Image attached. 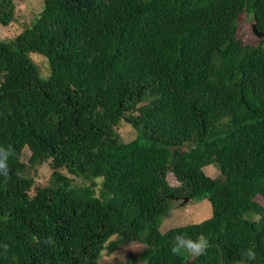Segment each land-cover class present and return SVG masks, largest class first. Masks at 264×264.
I'll use <instances>...</instances> for the list:
<instances>
[{
  "label": "trees",
  "instance_id": "trees-1",
  "mask_svg": "<svg viewBox=\"0 0 264 264\" xmlns=\"http://www.w3.org/2000/svg\"><path fill=\"white\" fill-rule=\"evenodd\" d=\"M15 8L0 0V24ZM0 146V264H235L248 248L264 264V0H43L0 39ZM178 200L212 214L162 231ZM179 234L210 246L173 255Z\"/></svg>",
  "mask_w": 264,
  "mask_h": 264
},
{
  "label": "rangeland",
  "instance_id": "rangeland-1",
  "mask_svg": "<svg viewBox=\"0 0 264 264\" xmlns=\"http://www.w3.org/2000/svg\"><path fill=\"white\" fill-rule=\"evenodd\" d=\"M16 10L15 19L8 25L0 24V39L14 38L26 26L30 25L31 21L42 11L43 0H15ZM238 37L244 42H254L258 37L252 30V22L250 19L241 18L238 31ZM34 61L40 66L42 73H49V66L45 57L40 54L32 55ZM120 133L124 140L128 141L135 137V130L129 122L122 121L120 124ZM29 150H25V156L28 157ZM204 173L208 176L215 177L219 174V170L214 165H208L204 168ZM52 175V170L47 163L39 166L37 171V181L41 184H46ZM256 201L264 206V197L258 195ZM212 214V207L208 200L183 202L178 200L173 204V209L162 222L161 230L166 231L172 227L180 226L189 223H198L209 218ZM144 248L143 244L132 243L125 244L111 257L105 256L107 260H126L133 255H137ZM240 264V263H235Z\"/></svg>",
  "mask_w": 264,
  "mask_h": 264
},
{
  "label": "clouds",
  "instance_id": "clouds-1",
  "mask_svg": "<svg viewBox=\"0 0 264 264\" xmlns=\"http://www.w3.org/2000/svg\"><path fill=\"white\" fill-rule=\"evenodd\" d=\"M12 155L8 148L0 146V176L9 178V158ZM259 220V217H257ZM45 243H52V238L49 237ZM210 246L209 239L203 235H198L195 239L188 237L186 234L176 235L173 246L170 251L173 255L187 254L190 258H197L204 255ZM256 259V252L252 248H248L243 253V260L240 264H247V262Z\"/></svg>",
  "mask_w": 264,
  "mask_h": 264
},
{
  "label": "water",
  "instance_id": "water-1",
  "mask_svg": "<svg viewBox=\"0 0 264 264\" xmlns=\"http://www.w3.org/2000/svg\"><path fill=\"white\" fill-rule=\"evenodd\" d=\"M252 30H253V32L255 33V35H256L257 37H261V36L263 35L261 32L258 31L257 26H256L255 23H252ZM187 200H188V199H186V201H187Z\"/></svg>",
  "mask_w": 264,
  "mask_h": 264
}]
</instances>
